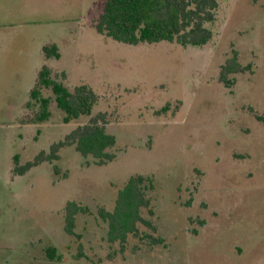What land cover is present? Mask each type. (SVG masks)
I'll return each mask as SVG.
<instances>
[{"label": "rangeland", "instance_id": "374dc122", "mask_svg": "<svg viewBox=\"0 0 264 264\" xmlns=\"http://www.w3.org/2000/svg\"><path fill=\"white\" fill-rule=\"evenodd\" d=\"M104 2L0 0V264H264V0H217L202 47L100 35L93 18ZM51 47L58 58L46 56ZM233 52L247 69L226 88L219 68ZM43 67L69 91L99 96L90 116L64 123L44 89L49 117L35 120L29 92ZM98 113L115 138L112 161L64 147L58 172L42 163L14 175L15 156L32 161ZM135 175L153 181V215L142 216L163 243L130 236L120 251L97 212L112 211ZM67 202L86 209L76 237L63 230Z\"/></svg>", "mask_w": 264, "mask_h": 264}, {"label": "trees", "instance_id": "16d2710c", "mask_svg": "<svg viewBox=\"0 0 264 264\" xmlns=\"http://www.w3.org/2000/svg\"><path fill=\"white\" fill-rule=\"evenodd\" d=\"M217 6V0H105L100 12L93 18V27L98 34L130 46L167 42L181 47H202L212 38V32L205 25L213 23ZM45 53L47 57L58 58L54 47L46 49ZM246 69L233 52L220 66L218 81L230 88L235 81L230 77ZM36 83L29 98L40 105V112L35 116L37 122L49 117V99L40 95L44 89L51 90L54 103L64 114V123L80 116H90L98 103L99 96L90 88L81 85L69 91L62 83L53 80L45 67L39 71ZM256 118L264 121L259 116ZM106 123L105 114L98 113L85 124L74 127L61 141L51 144L48 152H39L32 161L19 166L15 156L14 175L21 176L42 163L51 164L54 172H58L54 162L59 159V150L64 147H73L82 157L93 158L96 165H105L114 158L109 149L115 145L114 136L106 132ZM153 190L150 177L131 176L118 190L112 211L98 209V217L107 224L108 243H118L120 251L125 249L130 236L140 241L148 240L152 245L163 243L161 237L155 236L157 229L153 223L142 216L144 210L153 215L148 195ZM79 213H86V209L75 202L66 203L63 225L66 235L76 237L75 222ZM139 226H144L151 233L141 234ZM45 255L50 260L58 257L54 247L46 248Z\"/></svg>", "mask_w": 264, "mask_h": 264}, {"label": "crops", "instance_id": "0c3cea01", "mask_svg": "<svg viewBox=\"0 0 264 264\" xmlns=\"http://www.w3.org/2000/svg\"><path fill=\"white\" fill-rule=\"evenodd\" d=\"M30 93V92H29Z\"/></svg>", "mask_w": 264, "mask_h": 264}]
</instances>
